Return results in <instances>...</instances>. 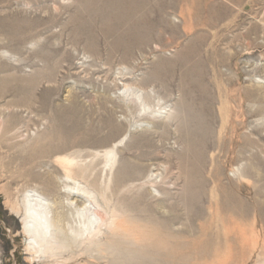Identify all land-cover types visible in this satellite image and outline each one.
Listing matches in <instances>:
<instances>
[{"label":"rangeland","instance_id":"obj_1","mask_svg":"<svg viewBox=\"0 0 264 264\" xmlns=\"http://www.w3.org/2000/svg\"><path fill=\"white\" fill-rule=\"evenodd\" d=\"M74 183L104 222L88 232ZM27 191L70 234L51 252L13 212ZM132 201L155 207L153 264H222L217 215L251 238L225 264H264V0H0V264H113L96 248Z\"/></svg>","mask_w":264,"mask_h":264},{"label":"bare ground","instance_id":"obj_2","mask_svg":"<svg viewBox=\"0 0 264 264\" xmlns=\"http://www.w3.org/2000/svg\"><path fill=\"white\" fill-rule=\"evenodd\" d=\"M137 3H138V0H137ZM66 116H67V112L64 114L58 115V119H59L58 124L59 125L56 129V132H57L56 134H58V135H61V136L64 135L65 136V134L77 132L80 128V124L77 121H73V123L71 125H69V123H67L68 121H66V119H67ZM49 138H50V136H49ZM45 143H46V140L44 138H42V137L39 138L38 145L36 144L37 149L39 151V154L44 151L43 149H45L44 148ZM120 143H122V141ZM63 145L64 144H62V146ZM110 153L111 152L105 153L106 154L105 159H106L107 165L111 163V160L108 158V156L110 157V155H111ZM32 164H33V160L28 159L27 165L31 166ZM69 182L71 184H73L71 180ZM78 186H77V183L76 184L74 183L73 187H70L66 190V198L68 200H70L69 203L67 204V208H72L73 206H75L78 209L77 212L76 211H74V212L80 217V221H81V224L83 226V229L88 232L90 227L92 225H95L96 221H94V220L97 219L100 222H102L103 224H104V222H103L102 217L99 215V213H100L99 206L94 201L89 190L80 188ZM45 188H47V187H45ZM32 192L33 191H27L26 192V196L29 198V200H27V198H26L23 201L22 205H20V207H18L16 209H14L13 212L15 215L21 216V218L23 219V225H24V229H23L24 235H26L27 237L30 236L34 242V243L30 244V248L28 249L29 252L31 254L32 253L38 254L39 252H41V249L45 248V247H46L45 249H47L49 252H51L55 248H59V246H60L58 244L59 242L57 243L58 238L61 239L60 241L62 243L63 241H66V239H69L70 234L65 232V228H64L65 226L62 225L64 221L62 222V220H58L55 217V219L58 220V221H56L54 219V216H51V208L53 206L51 203V200L46 198V197H41V198H38L36 196L29 197L28 194H30ZM57 200H58V198H57ZM61 208H62V206H61ZM122 208H120L122 210L120 211L121 213L120 212L118 213L119 215L117 216L116 221L113 222V227L112 228L110 227L111 228V232H110L111 236L109 234H107V235H109L110 238L116 239L117 243L116 244H110L109 243V244H107V248H104V249H103V247H99L98 250L96 248L95 258L101 259V260H107L108 262L112 261V262L117 263V264H153L154 261H156L155 257L157 255V249H158L157 248L158 242H157V238H156V229H155V226H156L155 207L153 206V203L151 201H149L148 204L146 205L145 210L141 208L139 202H133V201L127 202V204H125V206H123ZM57 210H58V208H57ZM61 211H63V210H61ZM143 212H145L144 215H143ZM63 215L64 214H62L61 216L63 217ZM116 215L117 214L115 213L113 215V217H115ZM215 215H217V214H215ZM215 215H213V216H215ZM75 217H77V216H74V218ZM240 219L241 218H239V219L227 218L226 219V217L224 219V216L218 217V215H217V217L216 216L213 217V220L216 221L215 222L216 227L218 228V229H216V234L218 236V240H220L219 243L223 242L225 244V248H226V251H224L225 253H223L220 250L215 251L214 261L217 262L219 260V261H221L222 264H225L227 262V260L225 258H227V256L230 257L229 255L233 254V245L235 243L237 245L238 244L240 245V247H241L240 251L242 254H244V252L246 251V247L250 244L251 238L248 237L249 235H247V232L249 230L247 231L246 226L241 223L242 221L241 222L239 221ZM208 222H210V221H208ZM213 224H214V222H213ZM110 225H111V223H110ZM207 225H209V223ZM103 226H105V225H103ZM201 226H202L203 232H206V234H210V232L207 233L208 229L204 225H201ZM201 226H200V228H201ZM53 227L58 231V236L49 237L50 234H48L49 233L48 231L51 230V228H53ZM61 227H62V229H61ZM211 227H213V226H211ZM209 231H210V229H209ZM82 232H83V230H82ZM221 232H223V233H221ZM219 233L221 235L220 237H219ZM46 239L48 242H47V245H44ZM106 239H107V237H105V240ZM87 240H88L87 241L88 242L87 248H88V250H91L92 249V246L90 244V243H92L91 235H89ZM253 240H255L256 246L259 247V240H257V239H253ZM73 241H75V236H74ZM201 241L203 242V240H201ZM57 245H59V246H57ZM102 246H104V245H102ZM100 248H102V249H100ZM90 258L92 259L94 257H88L87 256V259H90ZM222 258H223V261L221 260ZM51 259L54 260L55 258L51 257ZM92 260H94V259H92Z\"/></svg>","mask_w":264,"mask_h":264}]
</instances>
